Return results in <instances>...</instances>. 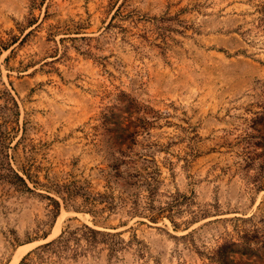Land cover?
<instances>
[{"label": "rangeland", "instance_id": "374dc122", "mask_svg": "<svg viewBox=\"0 0 264 264\" xmlns=\"http://www.w3.org/2000/svg\"><path fill=\"white\" fill-rule=\"evenodd\" d=\"M29 252L264 264V0H0V264Z\"/></svg>", "mask_w": 264, "mask_h": 264}, {"label": "trees", "instance_id": "16d2710c", "mask_svg": "<svg viewBox=\"0 0 264 264\" xmlns=\"http://www.w3.org/2000/svg\"><path fill=\"white\" fill-rule=\"evenodd\" d=\"M113 168H116V166L114 165ZM11 173H12V179H14L11 183H14V185L17 188L23 187L26 190H30L26 179L31 180V176L30 174L24 169L22 168V174H20L18 171H15L13 169H10ZM26 177V178H25ZM32 182H37L35 180H31ZM139 197V196H138ZM88 200V198H87ZM53 201L55 202V209L56 211L58 210V202L56 200L53 199ZM98 202V203H102L103 204V208L106 209H113L115 208L118 204L120 205H125L126 203H129L130 206V212L132 213H140L139 210L140 209H145L148 211H152L153 206L151 205V201H149L147 203V205H140L139 200L137 198V195H135L134 193H131L129 195H123V194H119L118 196H114L112 193H98L97 196H91V200L89 201V203H91V205H93V207H95L94 203ZM97 211L96 209L90 208L89 212H95ZM162 210L160 209L158 213H161ZM55 216L57 213H54ZM158 215V214H157ZM157 216H152V214H150V218L155 219ZM83 228L87 229L89 233L91 234H99L100 231L96 230L94 228H91L90 226H88L87 224H83ZM68 235L64 236L65 233L64 231H62L56 238L36 247L35 251L37 250H41L43 251L44 249L49 248L50 246H54L53 251H59V250H64L69 246V240L70 237L73 236V233H75V231H70L67 232ZM87 242H95L94 239L87 238ZM76 251V250H75ZM31 252L27 253V255L25 257H23V259L21 260L20 264H27L25 263V259L28 258V255Z\"/></svg>", "mask_w": 264, "mask_h": 264}]
</instances>
